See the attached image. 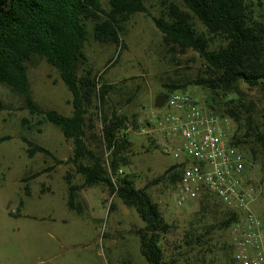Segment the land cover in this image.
Segmentation results:
<instances>
[{
    "label": "rangeland",
    "instance_id": "374dc122",
    "mask_svg": "<svg viewBox=\"0 0 264 264\" xmlns=\"http://www.w3.org/2000/svg\"><path fill=\"white\" fill-rule=\"evenodd\" d=\"M169 3L184 9L181 0H146L147 13H137L124 23L118 44L100 43L90 33L81 68H90L113 84L112 105L136 120L137 127L130 124L127 129L131 147L122 170L132 176L136 188L148 185L150 197L169 225L161 240L164 260L169 264H232L227 249L228 230L205 235L203 243L194 250L184 244L186 231L194 233L195 229L215 225L219 214L202 213L197 203L190 202L172 208V186L164 179L157 180L177 160L164 152L165 141L146 126L147 117L155 108L154 99L166 90L165 84L188 83L205 69L203 59L194 50L181 52L163 42L151 17L160 16ZM247 3L252 18L264 27V0ZM102 4L108 8L105 1ZM193 20L204 30L196 18ZM88 27L91 31L92 22H88ZM28 77L33 99L41 108L71 114L72 107L67 102L71 94L53 67L34 58L33 63H28ZM241 89L244 97L253 101L257 120L262 122L264 96L258 89L243 84ZM183 90L195 97L204 91L210 95L202 86L193 84ZM134 92V97L127 100ZM95 134L94 143L100 145L98 150L107 164L108 153L99 142L98 120ZM22 136L49 149L60 160L65 161L72 153L71 140L57 126L41 115L30 114L21 97L0 85V139L8 137L0 141V264H149L140 253L136 230L144 223L135 209L125 205L119 196H110L105 185L78 191L76 201L82 209H70L65 176L70 173L71 183L77 185L82 177L72 164H54L43 153L28 157ZM49 166L52 169L23 180ZM249 166L259 187L252 209L264 224V165ZM220 208L216 207L217 211Z\"/></svg>",
    "mask_w": 264,
    "mask_h": 264
},
{
    "label": "trees",
    "instance_id": "16d2710c",
    "mask_svg": "<svg viewBox=\"0 0 264 264\" xmlns=\"http://www.w3.org/2000/svg\"><path fill=\"white\" fill-rule=\"evenodd\" d=\"M103 1L107 3V9L103 7ZM181 1L184 9L169 3L166 11L151 18L166 45L181 52L194 50L203 59L205 69L202 75L188 83L165 84L166 90L160 94L166 96L170 91H184L192 84L208 90L213 112L234 124L231 143L244 152L249 163L262 166L264 107L262 122L259 123L254 103L244 97L241 86L256 88L264 96L263 24L252 18L247 0ZM145 2L0 0V85L21 97L24 108L30 114L41 115L71 140L72 153L63 161L49 149L22 136L28 157L43 153L52 158L54 164L70 163L82 177V182L77 185L71 183V174H66L69 190L67 206L80 212L82 208L76 201L77 192L84 187L105 185L110 196H119L125 205L135 209L143 221V227L136 232L140 253L145 260L149 264H169L164 260L161 247L169 225L158 204L150 197L148 185L136 188L132 176L122 170V166L128 163L131 147L127 129L130 124L136 128V120L112 105L113 84L107 83L101 74H94L92 69L81 68L86 60L84 46L90 33L100 43L118 44L124 23L137 13H147ZM193 18L203 25L204 30L196 26ZM89 21L92 22L91 31ZM215 38L217 42H213ZM34 58L44 60L58 73L71 94L67 101L72 107L71 114L63 115L55 109L41 108L33 99L28 63H33ZM134 95L135 92L127 100ZM96 120L101 126L99 142L108 153L107 164L102 159V151L98 150L100 145L94 143ZM52 166L36 171L23 180L35 178L52 169ZM181 168L182 164L173 163L157 180L164 179L173 186L180 177ZM190 203H197L202 213L219 214L215 225L199 231L195 229L194 233L186 231L184 244L193 250L203 243L205 235L214 230H228L238 217L237 212L223 206L207 192ZM216 207L221 208L217 211ZM227 249L232 264H236L229 240Z\"/></svg>",
    "mask_w": 264,
    "mask_h": 264
},
{
    "label": "built area",
    "instance_id": "2783aa9c",
    "mask_svg": "<svg viewBox=\"0 0 264 264\" xmlns=\"http://www.w3.org/2000/svg\"><path fill=\"white\" fill-rule=\"evenodd\" d=\"M210 104L206 91L195 97L174 90L147 117V127L165 141L164 152L182 164L170 205L177 209L204 192L211 194L238 213L228 228L235 263L264 264V224L252 209L258 184L246 155L231 143V121L215 114Z\"/></svg>",
    "mask_w": 264,
    "mask_h": 264
},
{
    "label": "water",
    "instance_id": "95a60500",
    "mask_svg": "<svg viewBox=\"0 0 264 264\" xmlns=\"http://www.w3.org/2000/svg\"><path fill=\"white\" fill-rule=\"evenodd\" d=\"M164 100V95L163 94H158L155 99H154V105L155 107H160L163 104Z\"/></svg>",
    "mask_w": 264,
    "mask_h": 264
},
{
    "label": "crops",
    "instance_id": "0c3cea01",
    "mask_svg": "<svg viewBox=\"0 0 264 264\" xmlns=\"http://www.w3.org/2000/svg\"><path fill=\"white\" fill-rule=\"evenodd\" d=\"M61 248H62V249H66V247H65L64 245H61Z\"/></svg>",
    "mask_w": 264,
    "mask_h": 264
}]
</instances>
